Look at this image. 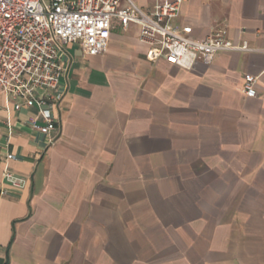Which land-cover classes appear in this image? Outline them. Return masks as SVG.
<instances>
[{"label":"crops","instance_id":"0c3cea01","mask_svg":"<svg viewBox=\"0 0 264 264\" xmlns=\"http://www.w3.org/2000/svg\"><path fill=\"white\" fill-rule=\"evenodd\" d=\"M178 24L251 51L153 63L115 21L106 54L66 48L54 145L0 95V264H264V0H188Z\"/></svg>","mask_w":264,"mask_h":264},{"label":"built area","instance_id":"2783aa9c","mask_svg":"<svg viewBox=\"0 0 264 264\" xmlns=\"http://www.w3.org/2000/svg\"><path fill=\"white\" fill-rule=\"evenodd\" d=\"M187 1L155 0L147 12L133 0H0V95L7 103L17 101V111L38 106L39 116L28 126L54 145L55 112L65 97L62 78L69 66L63 58L66 48L77 43L85 55L106 54L115 21L125 30L132 23L139 26V40L149 47L146 58L153 63L164 60L191 70L198 62L212 64L221 52L251 51L246 44L235 46L226 27L205 39L194 38L191 26L178 24ZM256 84V77L245 76L248 98L257 96ZM4 179L15 189L28 183L8 168Z\"/></svg>","mask_w":264,"mask_h":264}]
</instances>
